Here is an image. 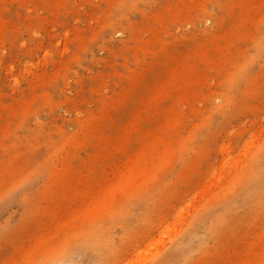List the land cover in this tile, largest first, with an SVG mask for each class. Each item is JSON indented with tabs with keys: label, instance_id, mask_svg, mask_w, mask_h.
Masks as SVG:
<instances>
[{
	"label": "rangeland",
	"instance_id": "rangeland-1",
	"mask_svg": "<svg viewBox=\"0 0 264 264\" xmlns=\"http://www.w3.org/2000/svg\"><path fill=\"white\" fill-rule=\"evenodd\" d=\"M0 264H264V0H0Z\"/></svg>",
	"mask_w": 264,
	"mask_h": 264
}]
</instances>
